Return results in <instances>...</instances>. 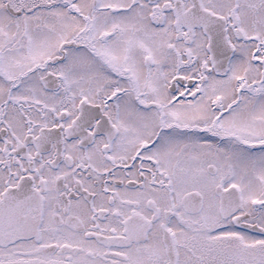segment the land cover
<instances>
[{
	"label": "snow or ice",
	"instance_id": "6c2138e0",
	"mask_svg": "<svg viewBox=\"0 0 264 264\" xmlns=\"http://www.w3.org/2000/svg\"><path fill=\"white\" fill-rule=\"evenodd\" d=\"M0 264H264V0H0Z\"/></svg>",
	"mask_w": 264,
	"mask_h": 264
}]
</instances>
